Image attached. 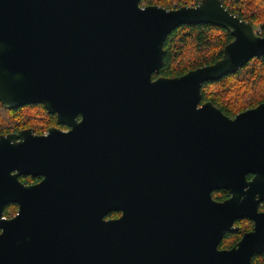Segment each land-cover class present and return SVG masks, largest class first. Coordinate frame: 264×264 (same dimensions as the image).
I'll return each instance as SVG.
<instances>
[{
  "label": "water",
  "instance_id": "obj_1",
  "mask_svg": "<svg viewBox=\"0 0 264 264\" xmlns=\"http://www.w3.org/2000/svg\"><path fill=\"white\" fill-rule=\"evenodd\" d=\"M139 2L0 0V102L42 104L72 129L0 134V264H251L264 252V101L233 117L201 102L206 82L264 55V36L222 0ZM202 23L232 35L222 57L155 77L167 35ZM243 217L254 228L218 248Z\"/></svg>",
  "mask_w": 264,
  "mask_h": 264
},
{
  "label": "trees",
  "instance_id": "obj_2",
  "mask_svg": "<svg viewBox=\"0 0 264 264\" xmlns=\"http://www.w3.org/2000/svg\"><path fill=\"white\" fill-rule=\"evenodd\" d=\"M199 0H140L139 4L177 8L196 4ZM223 6L238 18L250 22L264 36V0H222ZM232 40L230 32L210 23L184 24L171 31L163 44V62L155 77H176L191 69L209 65L220 59L224 46ZM211 101L225 115L235 116L264 101V55L251 58L236 72L218 80L208 81L201 88V102ZM57 125L55 117L42 104L5 108L0 102V134L31 127L44 130ZM251 176H248L250 178ZM26 181V180H25ZM33 178H28V182ZM228 196L226 190H218L213 197L222 200ZM16 204L4 207L3 216L14 215ZM240 231L235 235V240ZM222 241L220 246H224ZM253 264H264V254L256 255Z\"/></svg>",
  "mask_w": 264,
  "mask_h": 264
},
{
  "label": "flooded vegetation",
  "instance_id": "obj_3",
  "mask_svg": "<svg viewBox=\"0 0 264 264\" xmlns=\"http://www.w3.org/2000/svg\"><path fill=\"white\" fill-rule=\"evenodd\" d=\"M54 117H55V121H56V116L54 115ZM77 120H80L79 115L77 116ZM50 127H56L58 130H60L63 133H68V131L70 132L72 130L71 126H68V125L63 124V123L57 124V125H49L44 130H36V129L31 128V127H27L24 129L31 128L33 134L39 135V136H41V135L46 136L49 133L48 129ZM24 129H21V130H24ZM110 131H112V130H110ZM174 176H175V171H174ZM30 177L33 178V181L28 182V178H30ZM41 178L42 177L40 175H35V176H33V175H20L19 176V180L24 184H35V183L39 182ZM228 196H229V193H228ZM228 196H226L225 198H227ZM225 198H223L222 200H224ZM16 208L18 209V207H16ZM263 210H264V200H262L258 204V211H263ZM16 212L14 214H16ZM163 212H164V214L161 216L162 224L175 228V226H177L181 223L180 216L175 212L174 207L166 206V209ZM121 214H122V212L120 210L111 211V212L107 213L103 217V219L104 220L117 219L121 216ZM143 218H144V222L147 223V216H144ZM233 226L236 228V230L234 232H226L222 238V241H226L229 243L226 245L224 244V246H220L221 242H222L221 241L220 244L218 245V248L229 249L232 246H235L245 232L251 231L254 228V222L252 219L247 218V217L237 218L234 221ZM238 231H240V234L237 235V239L235 240L234 238H235V235L237 234ZM262 254H264V252L261 254H254L251 258V264H253V259L256 255H262Z\"/></svg>",
  "mask_w": 264,
  "mask_h": 264
},
{
  "label": "rangeland",
  "instance_id": "obj_4",
  "mask_svg": "<svg viewBox=\"0 0 264 264\" xmlns=\"http://www.w3.org/2000/svg\"><path fill=\"white\" fill-rule=\"evenodd\" d=\"M17 211V208L14 209V212L15 213ZM13 216V215H12ZM229 242H225V245L228 244Z\"/></svg>",
  "mask_w": 264,
  "mask_h": 264
},
{
  "label": "built area",
  "instance_id": "obj_5",
  "mask_svg": "<svg viewBox=\"0 0 264 264\" xmlns=\"http://www.w3.org/2000/svg\"><path fill=\"white\" fill-rule=\"evenodd\" d=\"M141 7H144L143 4L140 5Z\"/></svg>",
  "mask_w": 264,
  "mask_h": 264
}]
</instances>
